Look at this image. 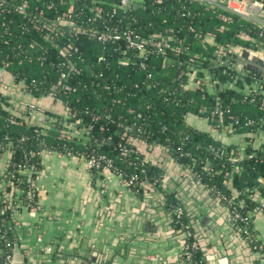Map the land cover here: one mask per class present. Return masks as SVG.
<instances>
[{
    "label": "trees",
    "instance_id": "1",
    "mask_svg": "<svg viewBox=\"0 0 264 264\" xmlns=\"http://www.w3.org/2000/svg\"><path fill=\"white\" fill-rule=\"evenodd\" d=\"M22 1L0 0V66L15 82L23 81L33 96L52 95L68 111L66 118L59 115L53 124L41 127L12 112L8 97L0 92V152L10 153L2 177L6 185L0 188L1 204L8 206L0 213V262L8 248L5 241L13 247L14 210L37 204L31 180L42 165L40 152L45 147L79 153L85 159L91 153L104 154L111 165L91 167L93 172L108 167L123 172L120 176L126 181L135 175L141 186L158 179L161 171L143 156L133 138L155 140L190 165L202 182L212 186L214 195L241 200L244 211L253 205L250 194L255 187L264 192V143L254 145L246 138L245 154L234 158L229 151L233 145H228L227 155H216L209 146L220 140L185 121L186 114L195 113L214 118L215 128L228 133L264 131V73L237 70L233 53L218 63L214 53L218 45L264 50L260 23L208 0H132L129 6L121 0H26L21 11L16 5ZM256 1L264 9V0ZM70 3L73 10L52 39L35 27L43 16L57 18ZM71 23L130 28L154 39L165 38L174 48L164 54L149 52L143 59L136 50L125 49L123 41L102 43L69 31ZM206 34L212 37L206 39ZM62 46H69V52H62ZM69 66L78 69L67 77L71 88H52L60 71ZM204 75L216 80L211 90L205 81L187 86L190 78L203 80ZM254 80L260 85L249 93L246 87ZM215 106L219 109L214 115ZM74 122L82 129L80 137L68 129ZM233 162L239 164L238 171L232 170ZM166 199L172 207L180 204L171 194ZM194 254L198 257L196 250Z\"/></svg>",
    "mask_w": 264,
    "mask_h": 264
},
{
    "label": "crops",
    "instance_id": "2",
    "mask_svg": "<svg viewBox=\"0 0 264 264\" xmlns=\"http://www.w3.org/2000/svg\"><path fill=\"white\" fill-rule=\"evenodd\" d=\"M216 2L224 7L226 0ZM239 8L246 18L264 17V9L257 3L240 4ZM231 53L237 70L264 73L262 48L231 45ZM206 85L212 89L209 80ZM187 86H195V81L190 78ZM0 92L8 97L10 110L25 115L31 124L45 127L59 115L66 118L68 110L58 99L52 95L33 96L2 67ZM185 121L234 147L246 143V138L254 145L264 143V131L228 133L215 128L207 116L195 113L186 114ZM68 129L78 137L82 134L76 122ZM133 143L161 171L158 179L144 181L138 190L108 167L93 172L79 153L42 149V165L31 180L37 204L30 208L21 205L13 212L15 237L9 264H186L185 235L174 221L167 194L184 208L197 241L200 264H264V192L255 187L250 194L253 205L247 209L261 245L253 248L231 218L227 204L213 194L212 186L202 182L190 165L160 143H147L138 137ZM9 156V151L0 152L2 189ZM237 193L232 189L233 196Z\"/></svg>",
    "mask_w": 264,
    "mask_h": 264
},
{
    "label": "built area",
    "instance_id": "3",
    "mask_svg": "<svg viewBox=\"0 0 264 264\" xmlns=\"http://www.w3.org/2000/svg\"><path fill=\"white\" fill-rule=\"evenodd\" d=\"M212 3H217L216 0H208ZM132 2V0H121L122 5L124 6H129V4ZM26 0H23L21 3L16 5V9L23 11L26 7ZM246 3H257L260 7L262 6L261 2H258L256 0H226V3L224 5L225 8L234 11L236 13L241 14L244 16L243 9L239 8L240 4H246ZM73 10V4L70 3L67 6V9L63 11L60 15H58L57 18H47L44 17L42 18V21L40 23H36L35 27L37 29L45 30L44 36L49 37L52 39V34L56 33L60 30V22L61 20H65L69 17L70 13ZM96 12H100L101 8L100 7H95ZM38 14H42V11H38ZM43 15V14H42ZM42 17V16H41ZM250 18V17H248ZM250 19H253L260 23L262 27L264 28V17L263 16H257V17H252ZM62 23V22H61ZM68 30L71 31H79L85 35H87L90 38H94L99 42L105 43L107 41H123L125 45V49H131V50H136L137 55L141 58H145L146 55L149 52H157L159 54H164L167 49H172L174 48V45L172 43L163 38V39H154L153 37L150 36H144L140 34L139 32L134 31L133 29L130 28H119L117 26H108L105 28H99L97 26H80L76 25L74 23H71L68 25ZM61 51L64 53L69 52V46H62ZM178 49V48H175ZM125 51V50H123ZM216 59L218 63H223L225 59L229 56L231 53V45H218L217 48L214 51ZM98 59H102V56L100 55ZM140 66L144 65V61L140 60ZM4 68L3 66H0ZM78 69L75 68L74 66H69L67 69H62L59 74V78L55 84L52 85V88H57L59 87H65V88H71V86L66 83L67 77H69L70 72L72 71H77ZM150 76V73L148 74ZM209 80L211 83L214 80L208 79H197L195 81V86L201 85ZM216 81V80H215ZM214 81V82H215ZM21 85L26 89V84L23 81H20ZM256 85L255 87H250L247 86L246 90L247 92H252V90H255L257 87H259V82L258 80H254ZM67 108V107H66ZM219 107L215 106L214 109L212 110L211 113L214 115L218 112ZM68 110V109H67ZM202 111L205 110L204 107L201 108ZM139 116L140 114L137 113ZM208 119L213 120L214 118H210L207 116ZM77 122L79 121L78 119L76 120ZM247 145V142L244 144H239L237 146H233L228 149V145L221 142L218 145L211 144L209 146V150L213 152L216 155L224 156L227 155L228 150L232 153L233 157H237L238 155H243L245 154V146ZM233 158V159H234ZM86 161L90 167H96L98 168L102 164L105 165H111L112 161L111 158L105 156L104 154H96V153H91L89 156L86 158ZM232 170L233 171H238L240 166L238 163L233 162L232 164ZM119 175H122L123 172L118 173ZM127 181L129 184L133 186L135 190H138L140 186L137 185V178L135 175H130L127 178ZM216 196L221 200L224 201L230 211L231 218L238 223L240 226V231L243 235V237L246 239V241L253 247V248H259L261 247L258 238L256 234L254 233L252 226H251V217L248 213V211H244L242 207V201L241 200H233V197H228L224 194L218 193ZM8 207L6 204H1L0 200V213ZM173 213H174V220L175 223L182 229L185 235V244L183 247V257L186 262V264H200V258L197 257L194 252L197 249V241L193 238L191 229H190V224L188 220L184 218V208L182 205L178 204L176 206H173L172 208ZM1 237H4V240H6L5 237V232L3 231L1 233ZM5 246L7 249L3 251L2 255V261L0 264H9L11 261V254L12 250L10 249V243L8 241H5Z\"/></svg>",
    "mask_w": 264,
    "mask_h": 264
},
{
    "label": "water",
    "instance_id": "4",
    "mask_svg": "<svg viewBox=\"0 0 264 264\" xmlns=\"http://www.w3.org/2000/svg\"><path fill=\"white\" fill-rule=\"evenodd\" d=\"M135 5H136V3H133V6H135ZM152 143L155 144V145L157 144V142L155 140H153ZM180 160H183V159L180 158ZM194 178H196V176H194Z\"/></svg>",
    "mask_w": 264,
    "mask_h": 264
},
{
    "label": "flooded vegetation",
    "instance_id": "5",
    "mask_svg": "<svg viewBox=\"0 0 264 264\" xmlns=\"http://www.w3.org/2000/svg\"><path fill=\"white\" fill-rule=\"evenodd\" d=\"M175 221V220H174Z\"/></svg>",
    "mask_w": 264,
    "mask_h": 264
}]
</instances>
